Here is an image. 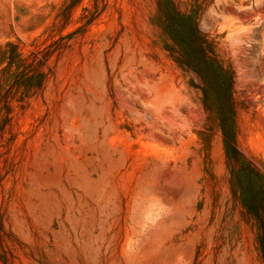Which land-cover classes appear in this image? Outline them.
Segmentation results:
<instances>
[{"label":"rangeland","instance_id":"374dc122","mask_svg":"<svg viewBox=\"0 0 264 264\" xmlns=\"http://www.w3.org/2000/svg\"><path fill=\"white\" fill-rule=\"evenodd\" d=\"M168 11L232 76L264 174V0H0V264H264Z\"/></svg>","mask_w":264,"mask_h":264},{"label":"trees","instance_id":"16d2710c","mask_svg":"<svg viewBox=\"0 0 264 264\" xmlns=\"http://www.w3.org/2000/svg\"><path fill=\"white\" fill-rule=\"evenodd\" d=\"M183 20L178 12L168 11L164 14L166 29L180 47L179 62L200 76L201 83L205 85V99H208L210 93L213 96L221 130L226 138L227 153L236 162L231 168L233 184L240 194L244 208L258 224L257 243L264 260V174L253 162L246 160L234 145V110L230 95L232 76L205 45L199 30L192 26L184 29ZM194 61H202V64Z\"/></svg>","mask_w":264,"mask_h":264}]
</instances>
